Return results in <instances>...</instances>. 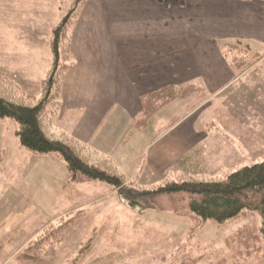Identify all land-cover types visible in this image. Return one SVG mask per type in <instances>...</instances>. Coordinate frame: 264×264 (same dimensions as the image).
<instances>
[{"label": "crops", "instance_id": "1", "mask_svg": "<svg viewBox=\"0 0 264 264\" xmlns=\"http://www.w3.org/2000/svg\"><path fill=\"white\" fill-rule=\"evenodd\" d=\"M23 1L15 6L14 0H0V23H48L52 18L59 23L65 13L66 0ZM22 36L10 26L0 32V71L11 73L24 93L33 85L39 93L50 55L47 70L37 69L35 44L22 45ZM228 46L247 57L241 60L249 64L245 71L233 68ZM70 53L74 66L62 86L56 128L111 158L131 180H158L171 173L221 178L228 168L232 173L250 166L243 164L245 156L236 149L246 143L252 148L262 145L258 134L252 135L254 126L249 133L238 124L229 125L227 119L236 116L225 104L243 100L245 94L249 113L254 111V117L246 118L258 119L264 83V0H86L70 33ZM169 86L191 89L189 97L169 103L146 127L134 129L143 98ZM174 104H180V112L168 121L158 118L157 132L147 140L151 119ZM219 117L225 120L221 126ZM7 124L12 125L0 121V264H35L21 253L60 216L52 217V210H82L84 196L93 202L106 187L96 181L78 185L69 175H58L61 160L30 155L19 145V126L12 125L9 133ZM138 143L142 145L136 151L127 149ZM51 181L55 184L49 187ZM60 192L67 194H61L65 206ZM51 198L60 201L49 206ZM68 246L71 241L64 239L61 251Z\"/></svg>", "mask_w": 264, "mask_h": 264}, {"label": "rangeland", "instance_id": "2", "mask_svg": "<svg viewBox=\"0 0 264 264\" xmlns=\"http://www.w3.org/2000/svg\"><path fill=\"white\" fill-rule=\"evenodd\" d=\"M14 1L17 2L14 4L15 6H21L25 3L23 0ZM72 2L73 0H66L62 6V12L68 11ZM18 10L21 11L20 8ZM56 25L58 23L55 22V18H52V22L48 23L27 24L19 22V24L11 25L0 23V32L7 31L10 26V29L23 35L19 39V43H22V45L35 44L33 54L36 61L40 62L37 69L44 71L47 70L49 65L48 63L45 67V63L49 60V39L51 31ZM28 34L32 37L28 38ZM0 73L1 77L7 81H12L18 86V81L14 80L11 73L4 74L1 71ZM250 78L251 76L246 77V79ZM260 84L263 92L259 91L261 93L257 120L246 118V116L254 117V111L251 114L249 113L250 105L245 94L243 100H234L232 105L225 104L227 108L234 109L233 114L236 116L227 119L230 126L238 124L242 131L249 133L252 129L250 126H254L252 135L253 137L255 134L259 136V142L262 144L260 147L252 148L246 143L245 147L242 146L241 149H236V151L242 153V156H245L246 161L243 164H250V166L259 164L264 160V99L261 95L264 93V83ZM35 87L33 85L32 88L27 89V93H24L20 85L18 86L19 90L30 96L38 94V89H33ZM179 112L180 104H174L160 116L155 115L151 119L148 128H146L144 137L148 140L156 134L158 118L165 117V121H168ZM218 120L216 122L219 126L225 122L222 117H219ZM4 121L16 125L15 122L9 119H4ZM55 121L56 119L51 122L50 126L48 124V127L45 121V131L48 135L57 138L59 134L65 132H60L56 128ZM7 125L6 128L9 129V133H12L13 126L11 124ZM1 129H4L3 125H0ZM242 140L246 141V138H242ZM141 145L138 143L133 147L130 144L127 149H132L134 152ZM59 162L61 171L58 175L65 173L68 177L64 163ZM228 169L229 172L232 170L231 168ZM169 175L172 176V173L166 176ZM126 177L128 179L122 188H112L103 184L106 189L99 190L93 202L87 201L91 199L84 196L82 210L70 212L67 207L61 213L60 206L56 210H52V217L59 213L60 216L54 219L50 226L69 220L74 222L71 224V230L64 233L62 238L63 240H70L71 247L68 246L64 251H61V248L60 256L42 259L38 262L32 261L35 264H41V261L51 259H54V262L51 260L52 264H264V247L260 244L253 247L252 242H250L251 244L243 242L249 236L251 229L255 230L260 226L261 219L258 214L247 213L224 226L208 221L197 231L191 232L193 228L191 220L175 214L174 209L176 207L174 205L176 202L173 198L167 194L152 192L164 177L158 180L155 177L146 178V176L141 179L137 176L134 180H131L133 177ZM54 184L51 181L48 186L52 187ZM58 188H60V185ZM61 194L67 196L66 193L60 192V199ZM59 201L51 198L47 200V203L49 206H53ZM66 204L61 199V206ZM250 236H253V234ZM24 259L29 260L28 258Z\"/></svg>", "mask_w": 264, "mask_h": 264}, {"label": "trees", "instance_id": "3", "mask_svg": "<svg viewBox=\"0 0 264 264\" xmlns=\"http://www.w3.org/2000/svg\"><path fill=\"white\" fill-rule=\"evenodd\" d=\"M85 1L73 0L70 9L52 29L50 66L40 81L37 95H25L16 84L1 77L0 73V121L9 119L19 126V145L30 155H50L64 162L69 178L75 184L96 181L122 188L128 178L118 170L111 158L65 133L56 138L45 131L46 125H51L62 106L63 82L67 72L74 66L70 53V33ZM227 51V58L237 72H243L249 66L245 61L241 63L247 57L243 53V58L239 57L241 51L236 47L228 46ZM236 51L238 53L234 55ZM190 92L189 88L169 86L147 94L141 104L142 115L134 121V129L146 127L154 114L175 100L187 99ZM152 192L173 198L176 202L175 214L191 220V232L197 231L208 221L224 226L247 213L258 214L260 226L251 229L243 242H252L253 247L256 244L264 247V160L221 178L172 174L164 177ZM72 223L69 220L50 226L29 243L21 256L34 262L56 257L62 248L64 233L71 230Z\"/></svg>", "mask_w": 264, "mask_h": 264}]
</instances>
